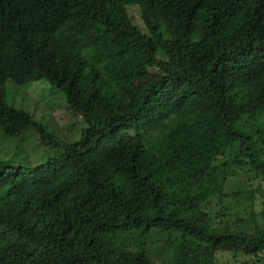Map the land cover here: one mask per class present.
Masks as SVG:
<instances>
[{"label":"trees","instance_id":"obj_1","mask_svg":"<svg viewBox=\"0 0 264 264\" xmlns=\"http://www.w3.org/2000/svg\"><path fill=\"white\" fill-rule=\"evenodd\" d=\"M39 81L74 141L7 101ZM225 246L264 264V0H0V264Z\"/></svg>","mask_w":264,"mask_h":264},{"label":"rangeland","instance_id":"obj_2","mask_svg":"<svg viewBox=\"0 0 264 264\" xmlns=\"http://www.w3.org/2000/svg\"><path fill=\"white\" fill-rule=\"evenodd\" d=\"M133 16H136V14H134ZM138 21V20H137ZM10 82L7 83L6 87L8 88L7 90V101L20 109H24L27 111L32 112L33 114H35L39 119L44 118L45 121H42L44 124H50L49 127H51L55 133L59 134V138L61 140H67L69 142H72L75 140L76 135H74V138H71L69 134L67 133H59L61 130H66L65 126H67V122L71 121V113L61 107L58 109H53V113H50V115H48V112H44L42 109L43 107H45V100L44 99H37L36 95L38 97H46L47 95L50 96L56 101L57 98L59 97V92L57 94H53V91L51 90V85L47 82H43V81H39V82H34V88L33 87H29L32 86L31 84L26 85L27 87H29V93H26V95H24V91L22 90L19 93H14V88L17 89L16 86H10ZM31 90V91H30ZM34 91H36V95L34 93ZM50 95H49V94ZM57 97V98H56ZM49 99V97H48ZM50 100V99H49ZM53 100V101H54ZM51 129V130H52ZM227 247L226 251H222L219 255V263L220 264H225V262H227V250L229 249L230 246H225ZM231 249L235 250L237 248L234 247H230ZM244 251V250H243Z\"/></svg>","mask_w":264,"mask_h":264}]
</instances>
